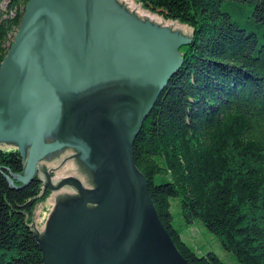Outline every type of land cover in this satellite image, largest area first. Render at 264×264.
<instances>
[{"label": "water", "instance_id": "water-1", "mask_svg": "<svg viewBox=\"0 0 264 264\" xmlns=\"http://www.w3.org/2000/svg\"><path fill=\"white\" fill-rule=\"evenodd\" d=\"M189 35L155 23L126 0H28L0 64V137L30 143L24 174L66 145L93 171L81 200L60 207L40 238L43 264H192L162 222L134 139L170 77ZM49 132L55 140L46 142ZM17 178V179H14ZM92 194L94 198L90 196ZM89 199L96 202L89 205Z\"/></svg>", "mask_w": 264, "mask_h": 264}, {"label": "trees", "instance_id": "trees-1", "mask_svg": "<svg viewBox=\"0 0 264 264\" xmlns=\"http://www.w3.org/2000/svg\"><path fill=\"white\" fill-rule=\"evenodd\" d=\"M0 0V64L28 0ZM193 27L184 62L134 139L161 220L192 264H226L199 255L181 237L171 206L186 224L199 219L242 264H264V0H138ZM21 153L0 147V264H43L33 210L48 189L22 174Z\"/></svg>", "mask_w": 264, "mask_h": 264}, {"label": "rangeland", "instance_id": "rangeland-1", "mask_svg": "<svg viewBox=\"0 0 264 264\" xmlns=\"http://www.w3.org/2000/svg\"><path fill=\"white\" fill-rule=\"evenodd\" d=\"M7 1L8 0H3L1 2V6L3 8L6 6ZM126 1L133 9L143 14L148 15L155 23L166 24L172 28H177L182 33L189 35V37L192 39L193 27L189 23L182 22L178 19L165 18L156 12H152L146 9L141 4V2H139L138 0H126ZM13 37H15L14 34H13ZM189 43L190 41L185 42L182 45L184 44L187 45ZM181 46L179 50L181 51V54L184 59ZM177 72L178 71H176L174 74H176ZM172 76L170 77V79L172 78ZM167 85L165 86V88L167 87ZM165 88L163 89V91L165 90ZM55 137H56L55 134L52 132H49V134L47 135L48 139H52ZM29 145L30 143L26 142L23 147V151L25 153L24 160L26 162V166L28 162ZM0 147L6 150L16 149L20 152V146L18 142L13 138L0 137ZM26 166H25V169H26ZM38 168H39L38 172L34 175V177L38 175L43 180V184H44L43 189L45 188L48 189L47 193L44 195V198H42L41 200L37 202L36 206L34 207L33 213H32L33 226L36 229L39 238H42V236L45 234L47 230L51 216L60 207L71 204V203H75V202L79 203V201L81 200V192L79 188H77L72 183L64 182L63 185L57 189H52V188L47 187L45 185V183L47 182V176L45 174V171L47 170L51 178V183L55 186H58L62 181H64L69 176L77 177L86 189H93L96 186V183H95V177H94L93 171L79 157L78 149H76L75 146H72V145H66L59 150H56L49 154L47 153L46 155L42 156L38 161ZM21 187H24V186H21ZM90 196L94 198L92 194H90ZM95 203L96 202H93L92 199H89V205L91 204L95 205ZM171 208L174 214V224L181 231V234H180L181 237H183L195 249V251L199 255L207 252L208 250H214L221 257V259L225 261L226 264H242L236 258V256L234 255L232 251L226 249L222 245L221 240L218 237V235L210 231L209 229H207L205 225L199 219H196V221L193 222L191 225L186 224L182 217L181 208L179 204L176 203V201L173 202V205L171 206Z\"/></svg>", "mask_w": 264, "mask_h": 264}, {"label": "bare ground", "instance_id": "bare-ground-1", "mask_svg": "<svg viewBox=\"0 0 264 264\" xmlns=\"http://www.w3.org/2000/svg\"><path fill=\"white\" fill-rule=\"evenodd\" d=\"M53 140H55V138H52ZM52 139H46V142H50V141H53ZM39 169V168H38ZM14 179H17V178H14Z\"/></svg>", "mask_w": 264, "mask_h": 264}, {"label": "flooded vegetation", "instance_id": "flooded-vegetation-1", "mask_svg": "<svg viewBox=\"0 0 264 264\" xmlns=\"http://www.w3.org/2000/svg\"><path fill=\"white\" fill-rule=\"evenodd\" d=\"M92 205V204H91Z\"/></svg>", "mask_w": 264, "mask_h": 264}]
</instances>
